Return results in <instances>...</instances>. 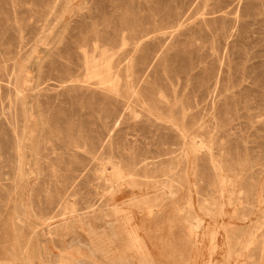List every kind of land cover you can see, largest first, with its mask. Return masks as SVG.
Returning a JSON list of instances; mask_svg holds the SVG:
<instances>
[{
  "label": "rangeland",
  "instance_id": "374dc122",
  "mask_svg": "<svg viewBox=\"0 0 264 264\" xmlns=\"http://www.w3.org/2000/svg\"><path fill=\"white\" fill-rule=\"evenodd\" d=\"M0 264H264V0H0Z\"/></svg>",
  "mask_w": 264,
  "mask_h": 264
},
{
  "label": "bare ground",
  "instance_id": "6f19581e",
  "mask_svg": "<svg viewBox=\"0 0 264 264\" xmlns=\"http://www.w3.org/2000/svg\"><path fill=\"white\" fill-rule=\"evenodd\" d=\"M123 2V1H122ZM138 3V2H137ZM123 4V3H122ZM139 4V3H138ZM154 5V4H153ZM46 13V12H45ZM44 13V14H45ZM64 14V13H63ZM86 19V18H85ZM215 26V25H214ZM223 28V27H222ZM221 28V29H222ZM247 34V33H246ZM236 36V35H235ZM240 36V35H239ZM40 40V39H39ZM29 41V40H28ZM41 41V40H40ZM202 43V42H201ZM193 44V43H192ZM217 44V43H216ZM21 45V44H20ZM219 46V45H218ZM24 47V46H23ZM34 49V48H33ZM84 50V49H83ZM213 53V52H212ZM116 56V55H115ZM219 57V56H218ZM95 75V74H94ZM109 84V83H108ZM10 106V105H9ZM24 153V152H23ZM25 153H26V151H25ZM25 155H27V154H25ZM23 157H25V156H23ZM23 161V160H22Z\"/></svg>",
  "mask_w": 264,
  "mask_h": 264
}]
</instances>
